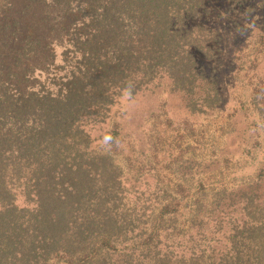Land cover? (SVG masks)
<instances>
[{
	"label": "trees",
	"instance_id": "16d2710c",
	"mask_svg": "<svg viewBox=\"0 0 264 264\" xmlns=\"http://www.w3.org/2000/svg\"><path fill=\"white\" fill-rule=\"evenodd\" d=\"M24 1L64 28L16 37L1 22L0 264H264L263 172L229 193L130 200L86 129L163 80L191 113L222 105L199 63L215 52L195 24L207 0Z\"/></svg>",
	"mask_w": 264,
	"mask_h": 264
},
{
	"label": "rangeland",
	"instance_id": "374dc122",
	"mask_svg": "<svg viewBox=\"0 0 264 264\" xmlns=\"http://www.w3.org/2000/svg\"><path fill=\"white\" fill-rule=\"evenodd\" d=\"M27 5L0 0V28L11 17L18 24L9 32L16 37L23 31L48 37L51 29L59 37L60 14ZM206 8L209 13L195 24L215 35V52L199 63L216 78L222 105L191 113L163 80L134 99L122 98L103 123L86 128L92 149L112 155L130 200L229 193L264 174V0H207ZM56 51L60 55L62 48Z\"/></svg>",
	"mask_w": 264,
	"mask_h": 264
}]
</instances>
